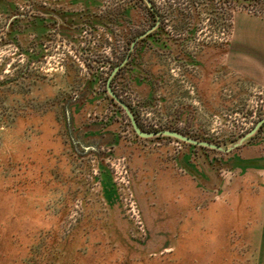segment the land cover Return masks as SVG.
<instances>
[{
	"label": "rangeland",
	"instance_id": "rangeland-1",
	"mask_svg": "<svg viewBox=\"0 0 264 264\" xmlns=\"http://www.w3.org/2000/svg\"><path fill=\"white\" fill-rule=\"evenodd\" d=\"M262 117L264 0H0V264H264Z\"/></svg>",
	"mask_w": 264,
	"mask_h": 264
},
{
	"label": "water",
	"instance_id": "water-1",
	"mask_svg": "<svg viewBox=\"0 0 264 264\" xmlns=\"http://www.w3.org/2000/svg\"><path fill=\"white\" fill-rule=\"evenodd\" d=\"M148 6H150V3L148 4ZM150 30L151 29L146 31L144 34L148 33ZM144 34H142L141 36H143ZM126 60H127V56L124 58L123 62H125ZM120 65H116L113 68V70L111 71L110 75L108 76V78L106 80V90H107V93L109 94V96L117 104H119L121 106V108L123 109V111L125 112L127 117L129 118L130 124H131L134 132L138 136L143 137V138H148V137H152V136H168V137H172V138L178 139L180 141L186 142L188 144H193L195 146L208 147V148L216 149V150H220V151L224 150L220 145L213 144V143H210V142L204 141V140H197V139H194L192 137L184 135V134H182V133H180L178 131H175V130L162 129V130H156V131H144L143 129H141V127L139 126V124H138L137 120L135 119L133 113L129 109L128 105L112 90V88L110 86L111 77L119 69ZM263 123H264V117L260 118L255 123V125L244 136H242L239 139V142L237 144L241 143L245 138L253 135Z\"/></svg>",
	"mask_w": 264,
	"mask_h": 264
},
{
	"label": "crops",
	"instance_id": "crops-1",
	"mask_svg": "<svg viewBox=\"0 0 264 264\" xmlns=\"http://www.w3.org/2000/svg\"><path fill=\"white\" fill-rule=\"evenodd\" d=\"M245 151H247V150H245ZM261 157L262 156L260 154H256V153L245 155V158H247V159H260L261 160L262 159ZM256 170H264V165L263 164L258 165Z\"/></svg>",
	"mask_w": 264,
	"mask_h": 264
},
{
	"label": "trees",
	"instance_id": "trees-1",
	"mask_svg": "<svg viewBox=\"0 0 264 264\" xmlns=\"http://www.w3.org/2000/svg\"><path fill=\"white\" fill-rule=\"evenodd\" d=\"M147 12L151 17H155L158 14V11L155 8L154 3H151L150 6H146ZM264 125V123L261 125V127ZM260 127V128H261Z\"/></svg>",
	"mask_w": 264,
	"mask_h": 264
}]
</instances>
